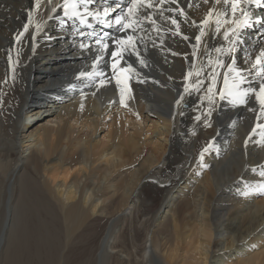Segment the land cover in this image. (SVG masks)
<instances>
[{"label":"bare ground","instance_id":"6f19581e","mask_svg":"<svg viewBox=\"0 0 264 264\" xmlns=\"http://www.w3.org/2000/svg\"><path fill=\"white\" fill-rule=\"evenodd\" d=\"M149 2L0 0V217H60L57 264H264V0Z\"/></svg>","mask_w":264,"mask_h":264},{"label":"rangeland","instance_id":"374dc122","mask_svg":"<svg viewBox=\"0 0 264 264\" xmlns=\"http://www.w3.org/2000/svg\"><path fill=\"white\" fill-rule=\"evenodd\" d=\"M260 1H263V0H260ZM106 5H104L103 6V8L105 7ZM80 15H84V13L81 11L80 12ZM252 21H255V22H259V23H263L264 24V18L262 17L261 19H259L258 17H253L252 19H251ZM264 26V25H263ZM83 29V28H82ZM70 34H72V33H70ZM59 39H66L67 37L66 36H64V35H62L61 33H58L57 35H56ZM54 35L53 36H51V39H49L48 41H51L52 39H54ZM71 37H73V36H70V38ZM245 42V41H244ZM245 44H247V43H245ZM40 98V97H39ZM40 103V102H39ZM103 133H101V135H102ZM198 177H202V175H196L195 176V174H194V176H193V180H192V182H197L198 180H197V178ZM151 179V178H150ZM149 180V179H148ZM187 180H191V176H189V177H187ZM152 183H155V180L153 179L152 181H151ZM181 186V184H178L177 186H176V188H178V187H180ZM7 218V219H6ZM15 218V219H14ZM25 217H0V239H1V241H0V264H10V261H11V264H13V263H18V264H22L21 262H20V260H21V256H22V259L23 260H21L22 262H23V264H31L32 262H34V260L36 261L38 258V261L37 262H34V264L36 263H38V264H40V263H42L43 262V260H42V258H41V256L42 257H44L45 258V260H44V262L46 263V264H48V261H49V263L50 264H57L58 263V259H56L57 257H58V255H57V257H56V254H59L58 253V251L61 249L62 250V248H63V245L64 244H62L63 242L62 241H64L63 239H64V236L65 235H63V234H65V227H64V224L63 223H61L62 222V219H60V217L58 218V217H26V221H25V219H24ZM29 218V219H28ZM34 218H37L38 220H35V221H33V219ZM42 218V219H44L43 221H42V219L40 220V219ZM57 218V219H56ZM24 219V220H23ZM39 220H40V222H39ZM51 220V221H50ZM8 221V222H7ZM24 221V222H23ZM27 221H29L28 223L29 224H27ZM31 221V222H30ZM41 221H42V224H40L41 223ZM46 221V222H45ZM7 222V223H6ZM14 222V223H13ZM25 222H26V224H25ZM11 223H13L12 225H11ZM23 223V224H22ZM33 223V224H32ZM35 223H37L38 225H40L39 227L37 226V224H35ZM45 223H46V225H47V229H45L46 228V225H45ZM52 223H54V224H52ZM58 223V224H57ZM32 224V225H31ZM30 225V226H29ZM35 225V226H34ZM42 225L44 226L43 228H44V230L42 231ZM61 227H59V226ZM17 226V227H16ZM36 226L38 227V228H36ZM48 226H49V229H50V232H49V229H48ZM54 226V227H53ZM59 228H58V227ZM20 227H24V228H20ZM41 227V228H40ZM52 227V228H51ZM10 228V229H9ZM25 228H28L27 230H28V232H29V234H28V232L26 231V229ZM31 228V229H30ZM33 228V229H32ZM54 228V229H53ZM19 229H21V230H23V231H20L21 233V235H19L18 234V230ZM37 229V230H36ZM41 229V231H39ZM58 229V230H57ZM61 229V230H60ZM32 230H34L33 232H39V234H38V232H37V234L36 233H33L32 232ZM36 230V231H35ZM47 231L49 232V233H47ZM52 231V232H51ZM61 233H60V232ZM41 232H42V234H41ZM43 232H45L44 234V238H46V240L45 239H42L43 238ZM4 233H6L5 235H4ZM26 233L28 234V235H26ZM37 235V237H36V235ZM48 234V235H47ZM23 235V236H22ZM29 235H31V236H29ZM19 236H22V237H19ZM28 236L30 237V239L28 238ZM58 236V237H57ZM8 237H11V238H8ZM35 239V237L38 239V242L36 241L37 239H35V241H36V243H35V241L32 239ZM40 237V238H39ZM51 237V238H50ZM52 237H54V241H52L53 240V238ZM61 239H60V238ZM20 238H22V239H20ZM27 238V239H26ZM56 238H57V241H56ZM3 239V240H2ZM48 239H51V241L49 240L48 241ZM11 242H10V241ZM31 240H33L34 242H33V244H32V242H31ZM42 240H44V241H46V242H44V241H42ZM22 243H21V242ZM23 241H24V244H23ZM227 241H229L228 239L226 240V242ZM28 242L30 243V244H28ZM40 242V244L38 245V243ZM43 242H44V244H43ZM47 242H50L49 244H47V246H44V245H46L45 243H47ZM51 242H53L52 244H53V247L55 246V243H56V247H54V248H56V249H53L52 250V244H51ZM10 243V244H9ZM34 243H35V245H34ZM12 244V245H11ZM17 244H19V245H17ZM21 244V245H20ZM27 244V245H26ZM36 244L38 245L36 248H35V246H36ZM59 244V245H58ZM8 245V246H7ZM40 245H42L43 247H46V248H42ZM49 245V246H48ZM18 246H19V249H18ZM34 246V247H33ZM21 247H23V248H21ZM40 247V248H39ZM47 247H50V249L53 251V252H50L51 250L50 249H48ZM30 248V251H32V252H30L28 249ZM37 248H39L38 250H37ZM58 248V249H57ZM60 248V249H59ZM32 249V250H31ZM40 249H41V252H40ZM44 249H47V250H44ZM24 250V251H23ZM38 252H37V251ZM43 250V251H42ZM49 250V251H48ZM29 251L30 252V254L32 253H34V251H35V253L36 254H38L39 252L41 253V256H39V255H35V253L33 254V257H34V255L36 256V257H32V255H27L28 253L27 252ZM56 251V252H55ZM21 252V253H20ZM43 252H44V254L45 255H43ZM46 252V253H45ZM47 252H50V254H47ZM54 252L56 253L55 254V257L56 258H50V257H52V253L54 254ZM60 252V251H59ZM13 253V254H12ZM17 253V254H16ZM18 253H19V257H18ZM27 253V254H26ZM15 255V256H14ZM24 255V256H23ZM46 255H50V257H49V259H47V256ZM17 256V257H16ZM39 256V257H38ZM54 256V255H53ZM14 257V258H13ZM25 257H26V259H25ZM28 257H31V258H28ZM37 258V259H36ZM16 259H17V261H16ZM19 259V260H18ZM29 259V260H28ZM33 259V260H32ZM42 260V262H41V260ZM48 261H47V260ZM52 259L53 260H55L56 262H53L52 261ZM15 261V262H14ZM26 261H29V262H31V263H29V262H26ZM9 262V263H8ZM20 262V263H19ZM42 263V264H45V263ZM53 262V263H52ZM33 264V263H32Z\"/></svg>","mask_w":264,"mask_h":264},{"label":"snow or ice","instance_id":"6c2138e0","mask_svg":"<svg viewBox=\"0 0 264 264\" xmlns=\"http://www.w3.org/2000/svg\"><path fill=\"white\" fill-rule=\"evenodd\" d=\"M49 2H51V0H49ZM67 2V0H66ZM80 2H86V0H80ZM178 0H158V3L160 4H167V3H177ZM217 3H221L222 5H227L229 4L230 0H216ZM231 2L233 3V5H235L236 3L239 2V0H231ZM131 4H132V7H130L128 9V12L132 14L133 17H135L134 21L133 22H130V23H127V24H123L121 23V21L123 20V17H117L115 21H113V23L119 25V30H125V29H131L133 32L136 31V28H135V24L136 23H141V17L139 15H137L138 12H140V9L141 7H147V8H151L153 7V4L151 2H149V0H131ZM168 11H173L172 9H168ZM233 11H235V7H233ZM65 14L67 15V12H65ZM179 15L180 16H184V10L183 9H180L179 11ZM185 19H187L185 17ZM165 20L166 21H169L172 25L175 26L176 28V32L175 34L176 35H180L182 36V38L184 40H188L189 38L187 36H183L182 33L179 31L180 29V23L177 19L175 18H170V17H165ZM151 23L152 24H155L156 21L155 20H151ZM205 23H207V21H205ZM218 30V28H217ZM28 31V27L27 25L25 26L24 28V32H27ZM201 35H203V33H201ZM20 36H23V33L20 34ZM20 37L18 36L17 37V40H19ZM197 42L199 43L200 41V37H197ZM97 43H99L101 45V48L106 50L107 49V45L103 44L102 43V40L98 39ZM117 45H121V44H127L129 47L135 49L136 45H135V38L133 36H128L127 37V40L126 41H116ZM217 51H219V49H217ZM103 52H101V54L97 57V60H96V63H94L93 65V68L95 69L96 65L103 59ZM129 54H135V53H129ZM123 56V53L122 52H117V51H113L111 52V56L113 58L117 57V56ZM173 55H177L176 53H173ZM261 56H264V52L261 53ZM139 58V57H137ZM140 63L141 64H144V61L143 60H140ZM257 63H259V58L257 59ZM113 68H115V64L113 65ZM131 70V65L128 66V68L126 69H122V72H127ZM231 70V69H230ZM81 75L83 76L84 73H81ZM91 75V74H89ZM95 75L97 76H100L102 75L101 72H96ZM189 75H191V73H189ZM129 79V77H125V80L122 82L119 77L116 78V83L118 85L122 84L123 83V87L120 89L121 91V104H124V92L126 90H129L128 89V86H127V83L126 81ZM106 81L104 80H100L99 84H100V87H104L106 85ZM254 90L252 89H249L248 92H253ZM248 93H245V95H247ZM255 97H256V100L260 103V109L262 111H264V84H261L260 86V90L259 92H256L255 93ZM250 111H257L256 109H250ZM199 119V117L197 118ZM260 176L261 177H264V171H262L260 173ZM255 191H257L259 194L261 195H264V185H261L259 186L258 188L255 189Z\"/></svg>","mask_w":264,"mask_h":264}]
</instances>
